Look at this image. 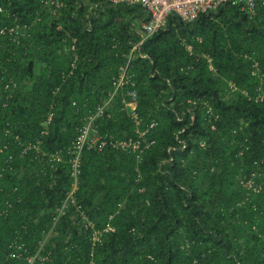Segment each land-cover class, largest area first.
<instances>
[{
  "label": "trees",
  "instance_id": "1",
  "mask_svg": "<svg viewBox=\"0 0 264 264\" xmlns=\"http://www.w3.org/2000/svg\"><path fill=\"white\" fill-rule=\"evenodd\" d=\"M45 1L0 0V264H264V7L169 12L144 35L138 3ZM119 65L105 145H84L58 212L72 176L49 154ZM130 92L134 150L112 145L137 136Z\"/></svg>",
  "mask_w": 264,
  "mask_h": 264
},
{
  "label": "built area",
  "instance_id": "2",
  "mask_svg": "<svg viewBox=\"0 0 264 264\" xmlns=\"http://www.w3.org/2000/svg\"><path fill=\"white\" fill-rule=\"evenodd\" d=\"M112 4L116 3H127L133 4L138 3L142 7L146 9L149 14V18L141 23V27L144 30V35H148L155 31L157 28L162 27L165 24L166 16L169 12L175 13L182 20H191L194 19L200 12L207 11L209 9H213L219 4L224 2H230L231 4H237L240 9H244L245 12L249 16L255 15L258 7H264V0H108ZM48 4H51L54 8L61 5L59 0H46ZM20 31V30H19ZM16 37V36H15ZM125 65H119V72L117 76L113 79V90L107 93V96L103 99V101L96 105L94 110L89 113L85 118L84 122L78 127L73 139L67 144L64 149L59 151H54L49 154L51 159L59 160L61 157L66 156L67 161L70 167V174L72 176V182L70 183V187L67 190L66 196L62 201V205L58 210V212L62 211V207H65L68 203L73 202V193L77 188L76 176L79 170V157L82 148L84 145L87 147L94 146L98 150L101 149L105 145V141L101 138L99 134L92 130V123L94 118L103 113L105 108L110 105L111 99L113 97V93L115 88H117L126 77ZM132 99L126 102V106L129 110H133L135 101L133 98L134 93L130 92ZM261 97H264V92L260 94ZM133 121L136 125L135 131L137 136L132 138L131 136L127 138L116 139L112 142L114 147L119 148H130L134 150L141 140V134L143 131H139L137 128L138 120L135 118L134 113ZM26 148H34L36 149V144L31 143L30 141L25 143L22 146V150ZM140 154V153H139ZM138 154V155H139ZM13 255V253H10ZM16 255V254H15ZM18 255V254H17ZM36 259H42L38 250L35 253L29 254L25 253V264H34ZM38 261V260H37Z\"/></svg>",
  "mask_w": 264,
  "mask_h": 264
}]
</instances>
